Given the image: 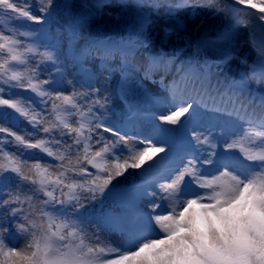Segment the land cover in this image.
I'll return each mask as SVG.
<instances>
[{
	"label": "snow or ice",
	"instance_id": "6c2138e0",
	"mask_svg": "<svg viewBox=\"0 0 264 264\" xmlns=\"http://www.w3.org/2000/svg\"><path fill=\"white\" fill-rule=\"evenodd\" d=\"M41 2L43 6L39 11L46 12L52 0ZM234 3L255 9L260 14L258 20L264 22V0H234ZM194 6L191 0H177V3L166 5L169 12ZM199 6L213 7L212 4ZM31 7L30 4L20 6V0H0V15L12 13V20L41 23L44 17L33 15ZM221 11L230 12L234 28L248 26L249 22L240 15L243 10L231 5L216 7V12ZM260 31L264 35V23ZM21 35L29 34L18 30L6 33L0 26V81L15 82L13 87L30 90L45 107L51 102V109L45 114L24 97L0 95V108L13 110L37 133L45 134V137L34 138L0 125V194L6 191L7 173L14 174L21 185H29L32 193L29 195L20 189L6 191L7 198L0 200V208L9 210L8 218L21 220L16 225L17 233L27 237L22 247L9 246L5 243L6 230L0 227V264H264V98L257 114L251 104L240 100L239 85L233 82L226 89L234 105L233 114L247 125L226 147L239 149L243 160H229L218 174L202 175L201 165L213 163L215 145L209 135L193 131L194 141L207 145L212 151L203 161L198 157L185 158L183 167L173 169L166 179L160 177L164 182L155 181L163 197L170 202L167 214L154 217L160 230L156 234L159 238L133 231L122 249L115 248L99 231H90L88 224L79 217V209L89 198L83 194L90 193L91 198H95V194L104 192L129 169L153 167L159 163L158 157L160 160L167 158L168 148L163 146L164 141H158L160 146H157L150 140L142 148L128 147L126 136L103 123H94L99 118L91 107L78 103V99L88 93L51 92L46 87L50 81L40 80L35 68L20 70L18 66L28 64L29 54L38 52L35 46L19 39ZM41 55L47 60L53 58L48 52ZM260 56L261 80H264V43ZM188 72L195 74L191 67ZM215 95L222 97L223 93L217 91ZM205 97L213 98V93L206 90L190 99H180L158 119L168 125H180L182 118L187 120ZM212 110L219 111V108L213 105ZM73 116L78 117L74 123ZM56 129L61 136L69 135L72 143L65 147L55 140ZM99 129L112 133L129 155H116L117 141L108 142L98 136ZM9 143L17 146L16 152L6 150ZM53 144L62 151H53ZM27 150H39L54 157L59 164L53 168L40 160L29 162L22 158ZM74 151L78 157L75 163L69 159ZM86 165H91L96 172H90ZM186 177L205 192H182ZM156 207L158 205H153Z\"/></svg>",
	"mask_w": 264,
	"mask_h": 264
},
{
	"label": "rangeland",
	"instance_id": "374dc122",
	"mask_svg": "<svg viewBox=\"0 0 264 264\" xmlns=\"http://www.w3.org/2000/svg\"><path fill=\"white\" fill-rule=\"evenodd\" d=\"M130 2V0H76L78 6L95 12L104 22L115 20ZM174 3H177V0H174ZM191 3L196 6L169 12L165 0L141 1L140 18L148 38L153 40V54L156 53L157 57L163 58L162 64L155 72H146L142 62L137 60L135 64L129 65V75L126 82L120 86L119 79L127 66L119 47L105 48L101 44H86L79 53V58L90 63L95 69L94 73L88 75L86 83L81 76L75 77L71 87L64 92L68 95L73 91L88 93L87 96L78 99V103L91 107L95 116L99 118L94 123H103L105 127H111L121 136H126L129 140L128 147L142 148L144 143L150 140L153 143L164 141L163 146L168 148L167 158L160 160L158 157L159 163L153 167L149 168L146 165L143 169H129L123 176L117 177L104 192L95 194V198H91L90 193L83 194L89 198L84 201L83 208L79 209V217L88 224L90 231H99L102 238L115 248L122 249L133 231L145 237L159 238L156 234L160 230L154 222V217L167 214L169 211L170 202L163 197L158 186L147 184L146 191L137 192L135 183L145 182L148 177L156 174L166 179L172 175L173 169L183 167L185 158L198 157L203 161L209 158L212 151L207 145L197 144L191 135L181 144L177 153H169L170 147L175 146L179 140V125L165 124L158 119L161 115L173 109L174 104L180 99H190L197 92L206 90L213 93V98L205 97L195 106V113L189 122L190 134L193 131L203 132L210 136L215 145L216 155L212 157L213 163L201 165V174L210 176L218 174L223 164L229 160L233 162L243 160L239 149L226 147L247 126L233 114L234 105L226 89L235 82L241 89L240 100L251 104L257 114L260 112V101L264 98V80H261V70L256 64L264 36L254 35V32L263 22L246 9V6L234 3V0H191ZM207 4H212L213 7L199 6ZM227 5L243 10L240 15L249 22L247 27L236 29L233 27L234 20L230 12H216V7L224 8ZM34 15L38 16L37 13ZM204 26L207 27L206 34L218 36L229 33L236 37L233 51L219 61L206 65L202 63L200 49L193 45V42L202 36ZM218 26L221 32H213V28ZM55 27L63 26L56 23ZM104 54H107L109 59L103 56ZM189 67L195 74L188 72ZM201 82L209 84L202 87L199 86ZM217 91L223 93V96H216ZM97 100L99 103H94ZM213 105L219 108V111L212 110ZM134 111L139 113V117L130 128H127L126 119ZM145 112L152 113L153 119L146 118ZM71 119L74 123L78 117L73 116ZM162 125L166 126L167 131ZM98 136H103L108 142L117 141V147L114 149L116 155L122 157L129 155L127 148L120 144L112 133L99 129ZM54 137L65 147L72 143L71 137L61 136L59 129L54 130ZM6 146L9 147L10 143ZM157 146L160 144L157 143ZM37 151L40 152L32 150L25 153L22 158L33 162L35 160L30 157L37 156ZM54 151H62V148L54 145ZM77 158L75 151L69 157L73 163ZM111 162L109 157V163ZM42 163L50 164L53 168L57 166L53 163ZM86 166L90 172H96L91 165ZM160 181L164 182L163 179ZM185 185H182V192L185 190L199 194L205 192L204 189L189 182L187 177ZM17 189L32 194L30 186L21 185L14 176L6 191L15 192ZM6 191L0 194V200L7 198ZM153 205L158 207L153 208ZM8 211L7 208H0V227L6 230L5 243L9 246L22 247L27 237L17 233L16 225L21 220L8 218ZM68 211H72L70 206ZM136 213L144 215V224L135 223Z\"/></svg>",
	"mask_w": 264,
	"mask_h": 264
},
{
	"label": "trees",
	"instance_id": "16d2710c",
	"mask_svg": "<svg viewBox=\"0 0 264 264\" xmlns=\"http://www.w3.org/2000/svg\"><path fill=\"white\" fill-rule=\"evenodd\" d=\"M131 2L124 7L119 16L111 21L104 22L100 17L91 10L78 6L76 0H52L51 6L46 12L39 11L42 7L41 0H20V6L30 4L31 12L38 16H43L41 23L27 20H12V13L0 15V26L7 32L16 31L28 33L29 35H21L19 39L25 44H31L38 49L36 54H29L28 64L18 66L20 70H28L35 68L39 73L40 80H49L50 85L46 86L51 92H65L71 87L72 80L81 76L84 83L88 80V75L94 73V68L86 60L79 58V53L86 44L100 43L104 47L124 43L127 46L125 53L126 63L128 65L125 75L119 79V85L126 82L129 75V65L135 64L136 61L142 62L146 72L156 71L162 64L163 58L153 55L154 43L148 38L145 28L140 18V4L142 0H130ZM154 1V0H153ZM165 4H174V0H165ZM168 9V8H167ZM249 11L258 16L255 9ZM58 23L63 27H55ZM204 26L202 37L207 38L202 43L196 41L193 45L200 49L202 59L206 63L219 61L226 54L233 51V43L235 36L227 34L224 38L208 37ZM260 27L256 28L254 35L260 34ZM51 53L52 60L45 59L42 53ZM107 59L109 56L104 54ZM257 65L262 68L261 56L258 53ZM139 70V69H138ZM15 82L6 83L0 81V89L5 98L24 97L29 100L37 111L47 114L51 109V102L45 107L39 105L36 101L35 94L30 90L15 88L12 86ZM205 85V84H204ZM203 85V86H204ZM68 95L67 93H64ZM16 113L11 109L0 108V125L10 128L21 135H31L34 138L45 137L41 131L39 134L34 128L23 118H14ZM18 115V114H17ZM2 138V134H0ZM51 139V137H48ZM10 139V138H9ZM56 140V139H55ZM54 145H52L54 151ZM16 145L6 146V150L16 152ZM32 150L24 152L29 153ZM19 154V153H17ZM23 154V155H24ZM23 157V156H22ZM33 160L41 162L59 164L54 157H48L46 154L37 151V156L30 157ZM9 179L5 182L6 186L14 177V174H5ZM6 187V189H7Z\"/></svg>",
	"mask_w": 264,
	"mask_h": 264
},
{
	"label": "water",
	"instance_id": "95a60500",
	"mask_svg": "<svg viewBox=\"0 0 264 264\" xmlns=\"http://www.w3.org/2000/svg\"><path fill=\"white\" fill-rule=\"evenodd\" d=\"M213 32H215V33L221 32L220 27L219 26L218 27H214L213 28Z\"/></svg>",
	"mask_w": 264,
	"mask_h": 264
},
{
	"label": "bare ground",
	"instance_id": "6f19581e",
	"mask_svg": "<svg viewBox=\"0 0 264 264\" xmlns=\"http://www.w3.org/2000/svg\"><path fill=\"white\" fill-rule=\"evenodd\" d=\"M165 80H167V78Z\"/></svg>",
	"mask_w": 264,
	"mask_h": 264
}]
</instances>
